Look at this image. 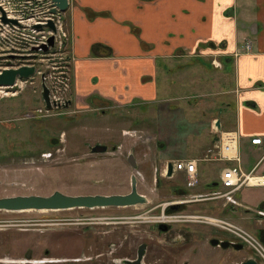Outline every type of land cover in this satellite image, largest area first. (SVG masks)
Segmentation results:
<instances>
[{"label":"crops","instance_id":"1","mask_svg":"<svg viewBox=\"0 0 264 264\" xmlns=\"http://www.w3.org/2000/svg\"><path fill=\"white\" fill-rule=\"evenodd\" d=\"M68 4L69 109L84 114L100 109L102 120L109 118L88 131L102 142L117 143L116 153L134 155L143 188L157 187L155 167L181 160L195 161V195L217 187L225 167L239 166L244 174L264 177V0ZM248 41L251 50L246 52ZM118 109L132 111L128 123L109 117ZM225 131L239 135V163L226 162L229 166L208 177L207 164L219 162L205 158L209 151L215 157L219 133ZM153 136L155 145L147 140ZM254 138L262 144L251 145ZM206 183L211 184L200 188ZM259 187L264 186H243L235 197L246 192L242 199L252 200L243 190ZM253 202L254 210L239 201L224 208L231 219L240 212L246 213L244 219L250 213L258 218L264 198Z\"/></svg>","mask_w":264,"mask_h":264},{"label":"rangeland","instance_id":"2","mask_svg":"<svg viewBox=\"0 0 264 264\" xmlns=\"http://www.w3.org/2000/svg\"><path fill=\"white\" fill-rule=\"evenodd\" d=\"M63 52H67L66 47ZM62 57L60 61L62 58L56 56L55 63L63 66L62 70L68 74L67 54ZM52 67L44 63L37 67L38 74L33 79L12 89L0 90V198L48 196L55 191L71 196L124 195L130 192V178L134 175L137 191L146 196L148 203L127 208L58 212L0 211V261H5L0 264H30L25 262L27 253L30 262L92 259L81 264H94L95 260L104 259L111 264L110 260L132 258L141 243L148 244L149 249L153 244L166 246V261L155 264H217L223 258L234 259L215 253L234 254L232 249L218 250L209 244L211 239L233 241L232 238L212 225L200 223L198 216L216 217L233 223L247 231L264 248L256 236L257 231L264 228V218L250 213L252 219H244L246 213L240 212L231 219L222 200L191 201L194 200L195 188L186 187L183 172L168 180L162 174L165 165H158L155 167L157 187L143 188V177L128 164L127 155H113L112 150L117 143L102 142L88 131L91 126H101L109 121V118L102 120L100 109L95 114L73 113L69 108L44 113L41 75H49ZM45 84L51 89L48 79ZM63 98L68 99V95ZM39 109L42 114L36 113ZM112 116L128 123L132 111L118 109L109 113V117ZM128 137L141 139L136 133ZM147 140L153 145L157 141L156 136L154 140ZM95 145L106 146L107 152L92 154L91 148ZM43 154L51 156L44 159ZM225 166L229 164H207L206 175L209 177ZM208 184L211 183L200 184V188ZM178 191H186L187 194L184 196ZM243 191L252 194L253 199L244 201L242 195L246 192H241L236 200L251 210L255 209L253 200L256 197L264 198V187L245 188ZM178 202L185 204L186 210L164 214L165 204ZM162 214L171 216V221L156 222ZM160 224L170 225L171 231L160 235L156 229ZM120 244L124 246L121 249L118 248ZM99 253L104 256L97 257ZM67 262L61 264H74Z\"/></svg>","mask_w":264,"mask_h":264},{"label":"built area","instance_id":"3","mask_svg":"<svg viewBox=\"0 0 264 264\" xmlns=\"http://www.w3.org/2000/svg\"><path fill=\"white\" fill-rule=\"evenodd\" d=\"M0 9H2L7 19L17 22V25H11L3 24L0 20V72L3 69L9 68L4 67L5 64H10V68H17L20 65L41 66L45 63L42 57H49L53 54H55V57H61L62 59H59L60 61L63 60L62 56L66 53L63 52V49L68 40V31L64 18L65 12H61L54 7L52 0H0ZM52 9L56 10L55 13H51ZM49 21L53 22L56 29L55 33L46 27ZM36 25H41L42 28L40 30L34 29ZM51 36L54 37V46L52 48L49 47L47 53L32 51L33 48H40L42 45H46L47 40ZM244 48L246 52H249L251 50V44H246ZM11 57L14 59H11ZM23 58H25V60ZM21 60L26 63H20ZM66 64H68V62ZM62 69H64L63 66H53L49 75L45 77V75L42 74L44 75L45 81L48 79L51 82V98L56 103H62V96H64L65 93L62 96L60 94L61 92H66L69 88L68 74ZM57 71L60 72L57 73ZM23 82L26 83L27 81L17 80L13 87H18L23 84ZM2 89L5 88H0V90ZM55 92L60 94L57 95ZM126 134L128 135L130 133L126 132ZM250 143L254 146H260L262 144L260 138L251 139ZM238 146L239 135L237 132H220L218 143L214 147L215 157H212V153L209 151L207 153L208 157L205 159L216 160L218 162L239 163ZM50 156V154L42 155L44 159H48ZM172 165L174 173H185L187 188L190 189L197 186L198 178L195 161L181 160ZM166 170L167 167H165L163 171L165 174ZM251 179L261 180L264 179V177H255L252 176L251 173L244 174L239 166L225 167L221 172L218 186L205 194L193 196L194 200L191 201L222 200L224 207L227 205L238 206L239 204L235 195L243 186L250 185L249 182ZM256 186H264V183L258 181ZM256 214L258 217L264 218V211H257ZM197 219L200 223L212 225L219 231L229 235L233 240L232 242H238L247 246L253 251V254L260 261V264H264L263 246L247 233V231L233 223L216 217L198 216ZM170 221L171 216L162 214L156 222L164 223Z\"/></svg>","mask_w":264,"mask_h":264},{"label":"water","instance_id":"4","mask_svg":"<svg viewBox=\"0 0 264 264\" xmlns=\"http://www.w3.org/2000/svg\"><path fill=\"white\" fill-rule=\"evenodd\" d=\"M54 7L61 12H65L68 9L67 0H52ZM55 9L51 10V13H55ZM0 20L3 24L17 25L15 20L7 19L2 9H0ZM53 33L56 32L55 26L52 21H49L46 25ZM41 25L34 26V29L40 30ZM54 46V37L51 36L47 40L46 45H42L40 48H33L32 51L47 53L49 47ZM13 59V57H11ZM35 74L34 66H22L17 69L9 68L0 72V88H11L16 84L17 80L27 81ZM41 98L47 110L51 109L49 90L45 84L44 75H41ZM219 123H216L218 126ZM107 147L104 145H95L91 148L93 154L106 153ZM128 161L130 165L135 169V162L132 156H129ZM173 174V165L169 163L167 165L166 177L171 178ZM137 180L133 175L130 178V192L124 195H77L71 196L63 194L59 191H55L48 196L29 195V196H12L0 198V211L3 212H58L68 211L74 209H105V208H127L137 205H145L148 203L147 198L137 192ZM171 209H177V206H171ZM159 231L165 232L167 226L164 224L159 225ZM209 244L213 247H220L222 249L233 248L235 250H241L242 245L231 241H223L220 239H211ZM144 245L139 247L138 258L134 261H125L126 264H141V258L143 255ZM26 259L30 264H36L30 262L29 253L26 255ZM45 264V263H37ZM241 264H258L255 259H247Z\"/></svg>","mask_w":264,"mask_h":264},{"label":"flooded vegetation","instance_id":"5","mask_svg":"<svg viewBox=\"0 0 264 264\" xmlns=\"http://www.w3.org/2000/svg\"><path fill=\"white\" fill-rule=\"evenodd\" d=\"M68 10V9H67ZM66 10V11H67ZM65 11V12H66ZM249 43V41L247 42V44ZM249 44H251V43H249ZM43 58V60H44V62L45 63H49V64H51L52 66H58V64L57 63H55V54H53V55H51V56H49V57H42ZM47 58H50V59H47ZM12 59V58H11ZM14 59V58H13ZM24 60H25V58H23ZM20 63H22V64H25L26 62L25 61H23V60H21L20 61ZM42 64V63H41ZM22 66H24V65H20V66H18L17 68H19V67H22ZM35 66V69H36V71H35V74H38L37 73V67L39 66V65H34ZM4 67H11L10 66V64H5L4 65ZM67 67H68V65H67ZM9 68H6V69H9ZM17 68H14V69H17ZM3 70H5V69H3ZM2 71V70H1ZM34 74V75H35ZM33 75V76H34ZM33 76L31 77V78H29L28 80H31V79H33ZM12 88H14V87H12ZM12 88H9V89H12ZM5 89H8V88H5ZM42 89V88H41ZM48 90H49V97H50V103H51V109L50 110H47L46 108H45V105H44V103H43V105H44V113H49V112H51V111H53V110H55V109H60V110H66V109H68L69 108V104H68V99L67 98H63V100H62V103H56V102H54L53 100H52V98H51V96H52V93H51V91H50V89L48 88ZM42 92V91H41ZM65 93V94H64ZM68 93H69V88H68V90L66 91V92H61V94L60 93H56L55 92V94H60L61 96L64 94L65 96L66 95H68ZM64 97V96H63ZM42 99V98H41ZM43 101V100H42ZM36 113H39V114H42L43 113V111L42 110H37L36 111ZM118 149H119V146H117V147H114L113 148V150H112V153H113V155L118 151ZM107 152V151H106ZM111 152H109V154H110ZM112 153H111V155H112ZM93 154V153H92ZM104 154V153H103ZM129 156H132L133 157V155L132 154H129ZM129 156L127 157V162H128V164L130 165V163H129V161H128V158H129ZM133 159H134V157H133ZM131 166V165H130ZM132 167V166H131ZM164 167H167L166 165L164 166ZM133 168V167H132ZM135 169H136V164H135ZM134 169V170H135ZM165 169V168H164ZM163 175H164V177H166L165 175V173L163 172ZM172 176H173V174H172ZM167 178V177H166ZM137 180V179H136ZM155 185L157 186V178H156V180H155ZM137 186V185H136ZM138 192V191H137ZM142 195V194H141ZM146 197V196H145ZM148 200V199H147ZM181 204V202H179V203H173V204H170V205H168V204H165V206H164V210L167 208V207H171V206H177V208H178V205H180ZM172 210H176V209H172ZM165 214V213H164ZM166 215V214H165ZM172 215V214H171ZM204 224V223H203ZM164 225H166V224H164ZM167 226V230L165 231V232H161V231H159V225H157L156 226V229H157V233H159L160 235H165L166 233H169L170 231H171V226L170 225H166ZM240 244V243H239ZM141 245H144V248H143V250H142V252H143V255H142V258H141V261H140V263L141 264H151V263H153V264H155V263H164L165 261H166V257H167V254H166V252H167V249H166V246L165 245H163L164 247H162V246H158V245H156V244H153V247H152V249H149V246H148V244H146V243H141V244H139L138 245V247H137V249H136V253H135V255L132 257V258H122V259H120V260H110V262H111V264H126L125 263V261H134V260H136L137 258H138V251H139V247L141 246ZM243 247H242V249L241 250H235V249H233V248H228V249H232L235 253L233 254V253H223V252H220V251H218V252H215L217 255H221V254H225V255H228V256H230V257H233L234 259H232V260H230V259H228V258H223L222 260H219L218 262H217V264H241L242 262H244V261H246L247 259H250V258H252V259H255L256 261H257V263L258 264H260V261L257 259V257L253 254V251L251 250V249H249L247 246H245V245H243V244H241ZM211 246V245H210ZM124 246L123 245H118V248H123ZM211 247H213V246H211ZM213 248H216V249H218V250H228V249H222V248H220V247H213ZM27 255V254H26ZM26 255H25V262H27L28 263V261H27V259H26ZM97 257H103L104 256V254H102V253H99V254H97L96 255ZM235 256H238V257H236L235 258ZM92 259H86V260H82V259H78V260H75V259H71V260H68V262H72V263H74V264H81V262H89V261H91ZM5 261H0V263H4ZM65 262H67L66 260H64V261H61V260H48V262L46 263V262H43V263H45V264H61V263H65ZM67 262V263H68ZM8 263H12L11 261H8ZM13 264H15V262H13ZM94 264H108V260H104V259H100V260H95L94 261Z\"/></svg>","mask_w":264,"mask_h":264},{"label":"trees","instance_id":"6","mask_svg":"<svg viewBox=\"0 0 264 264\" xmlns=\"http://www.w3.org/2000/svg\"><path fill=\"white\" fill-rule=\"evenodd\" d=\"M157 183H158V180H157ZM217 186H218V183H217ZM212 189H214L212 186H210ZM216 188V187H215ZM180 194L182 195H186L187 192L186 191H178ZM186 210V205L185 204H180L178 205V208L176 210H172L171 207H167L165 210H164V213L166 215H171V214H174V213H177V212H181V211H184ZM256 236L258 237V239L264 244V228L260 229L257 231L256 233Z\"/></svg>","mask_w":264,"mask_h":264},{"label":"bare ground","instance_id":"7","mask_svg":"<svg viewBox=\"0 0 264 264\" xmlns=\"http://www.w3.org/2000/svg\"><path fill=\"white\" fill-rule=\"evenodd\" d=\"M258 181H262L264 183V179H261V180L251 179L249 183H250L251 186L252 185L255 186ZM43 262H45V260L44 261H40V262H33V263H36L37 264V263H43Z\"/></svg>","mask_w":264,"mask_h":264}]
</instances>
